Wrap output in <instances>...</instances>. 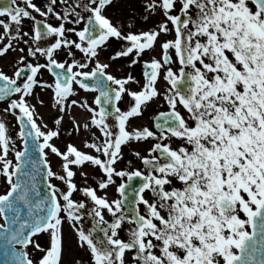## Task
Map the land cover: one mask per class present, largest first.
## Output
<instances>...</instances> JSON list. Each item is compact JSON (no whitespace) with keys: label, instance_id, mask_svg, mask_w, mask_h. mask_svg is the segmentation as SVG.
Instances as JSON below:
<instances>
[{"label":"snow or ice","instance_id":"6c2138e0","mask_svg":"<svg viewBox=\"0 0 264 264\" xmlns=\"http://www.w3.org/2000/svg\"><path fill=\"white\" fill-rule=\"evenodd\" d=\"M0 264H264V0H0Z\"/></svg>","mask_w":264,"mask_h":264},{"label":"flooded vegetation","instance_id":"af4514ba","mask_svg":"<svg viewBox=\"0 0 264 264\" xmlns=\"http://www.w3.org/2000/svg\"><path fill=\"white\" fill-rule=\"evenodd\" d=\"M117 43H118V42H116V41H113V46L115 47Z\"/></svg>","mask_w":264,"mask_h":264},{"label":"rangeland","instance_id":"374dc122","mask_svg":"<svg viewBox=\"0 0 264 264\" xmlns=\"http://www.w3.org/2000/svg\"><path fill=\"white\" fill-rule=\"evenodd\" d=\"M51 77H49V79H50ZM47 98V97H46ZM128 158H131V157H128Z\"/></svg>","mask_w":264,"mask_h":264}]
</instances>
